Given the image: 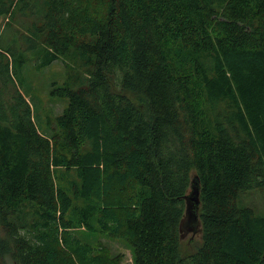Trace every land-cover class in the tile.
<instances>
[{"label":"trees","instance_id":"16d2710c","mask_svg":"<svg viewBox=\"0 0 264 264\" xmlns=\"http://www.w3.org/2000/svg\"><path fill=\"white\" fill-rule=\"evenodd\" d=\"M1 20L0 264H122L106 239L133 264H264L238 203L264 190V0H0ZM56 60L41 130L24 68Z\"/></svg>","mask_w":264,"mask_h":264},{"label":"rangeland","instance_id":"374dc122","mask_svg":"<svg viewBox=\"0 0 264 264\" xmlns=\"http://www.w3.org/2000/svg\"><path fill=\"white\" fill-rule=\"evenodd\" d=\"M2 24L3 22L1 20L0 35ZM24 69L26 77L24 88L28 93L27 98H30L35 107V121L41 130L44 128L47 129L46 121L48 115H51L52 112H60L67 104L66 98L57 99L51 97L49 94L52 82L63 84L66 76L65 66L64 64L62 65L60 60H56L45 68L37 69L33 66L32 62H28ZM238 203L252 207L255 212L259 214H264V190H247L240 195ZM196 234L197 232L194 235ZM191 235L192 234L188 233L186 236H183V240L188 239ZM104 241L113 252L120 251L124 253L122 264H133L131 250L121 240L106 239ZM5 264L13 263L7 258Z\"/></svg>","mask_w":264,"mask_h":264},{"label":"water","instance_id":"95a60500","mask_svg":"<svg viewBox=\"0 0 264 264\" xmlns=\"http://www.w3.org/2000/svg\"><path fill=\"white\" fill-rule=\"evenodd\" d=\"M199 205V180L197 176H194L191 179L190 191L185 196V213L179 223V231L181 232V237L186 236L188 233L194 235L199 231Z\"/></svg>","mask_w":264,"mask_h":264}]
</instances>
